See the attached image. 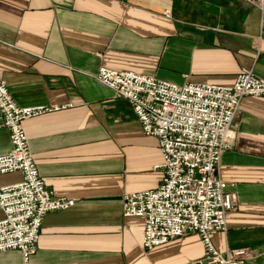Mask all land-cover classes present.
<instances>
[{
    "label": "crops",
    "instance_id": "1",
    "mask_svg": "<svg viewBox=\"0 0 264 264\" xmlns=\"http://www.w3.org/2000/svg\"><path fill=\"white\" fill-rule=\"evenodd\" d=\"M263 17V0H0L3 78L20 106L62 108L23 127L46 185L76 202L45 217L28 263L7 251L0 264H198V234L146 251L145 220L123 216L125 194L161 185L163 156L130 103L96 76L108 68L222 87L244 68L264 77ZM233 129L220 175L238 209L213 242L264 264V98H243ZM11 149L0 114V156ZM22 179L2 174L0 188Z\"/></svg>",
    "mask_w": 264,
    "mask_h": 264
},
{
    "label": "built area",
    "instance_id": "2",
    "mask_svg": "<svg viewBox=\"0 0 264 264\" xmlns=\"http://www.w3.org/2000/svg\"><path fill=\"white\" fill-rule=\"evenodd\" d=\"M98 57H102L98 54ZM97 80L127 100L147 136L158 139L163 172L154 190L122 198L123 216L145 220L146 251L198 234L205 256L198 264H259L247 248L219 252L213 242L227 231V216L237 211L236 195L220 175L225 152L233 147L234 124L243 98H264V77L244 68L233 86L179 85L153 75L100 68ZM61 107L20 106L0 70V114L12 149L0 156V175L20 172L21 182L0 188V253L18 251L28 263L37 251L45 217L66 211L75 200L56 196L40 176L23 123Z\"/></svg>",
    "mask_w": 264,
    "mask_h": 264
},
{
    "label": "water",
    "instance_id": "3",
    "mask_svg": "<svg viewBox=\"0 0 264 264\" xmlns=\"http://www.w3.org/2000/svg\"><path fill=\"white\" fill-rule=\"evenodd\" d=\"M264 1V0H263ZM263 22H264V17H263ZM263 33H264V24H263ZM263 37H264V34H263Z\"/></svg>",
    "mask_w": 264,
    "mask_h": 264
},
{
    "label": "rangeland",
    "instance_id": "4",
    "mask_svg": "<svg viewBox=\"0 0 264 264\" xmlns=\"http://www.w3.org/2000/svg\"><path fill=\"white\" fill-rule=\"evenodd\" d=\"M177 84V83H176ZM180 85V84H179Z\"/></svg>",
    "mask_w": 264,
    "mask_h": 264
}]
</instances>
